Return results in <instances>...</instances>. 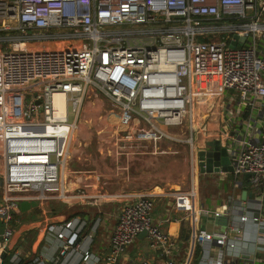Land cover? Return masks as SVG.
<instances>
[{
	"label": "built area",
	"instance_id": "obj_1",
	"mask_svg": "<svg viewBox=\"0 0 264 264\" xmlns=\"http://www.w3.org/2000/svg\"><path fill=\"white\" fill-rule=\"evenodd\" d=\"M235 36L247 40L232 49ZM214 72L224 92L259 108L264 0H0V219L6 225L0 264L11 248L9 224L19 202L89 204L85 188L78 196L66 188L86 99L102 92L116 105L107 117L116 130L99 134L118 158L133 156L149 143L184 142L170 130L198 129L195 107L203 95L197 81ZM60 92L67 96L65 114L55 109ZM239 138L232 174L250 176L245 200L229 197L225 211L197 209L194 190L174 194L175 210L195 216L204 264H264V132L260 142ZM153 209L149 196L127 201L105 256L92 251L100 220L88 233L81 218L50 225L60 249L51 260L44 254L31 263L120 264L146 232L141 264H150L149 252L178 264V244L154 222ZM202 216L216 224L226 217V229L208 232Z\"/></svg>",
	"mask_w": 264,
	"mask_h": 264
},
{
	"label": "crops",
	"instance_id": "obj_2",
	"mask_svg": "<svg viewBox=\"0 0 264 264\" xmlns=\"http://www.w3.org/2000/svg\"><path fill=\"white\" fill-rule=\"evenodd\" d=\"M199 88L203 96L197 101L195 112L201 119H206L199 123L197 118L200 124L196 126L198 129L186 130L189 131V137L194 140L192 146L186 142L163 141L157 145L149 143L136 155L118 158L116 149L99 134L101 130H79L74 157L70 161L66 188L77 196L85 188L89 204H83L76 198L68 202L24 201L12 215L9 224L14 229L10 248L13 256L17 255L21 264L34 262L44 254L51 260L58 253L60 243L56 234L49 231V226L61 225L73 218L86 220L88 225H94L100 220L97 232L93 234L92 251L105 256L121 209L127 201L144 195L153 199L154 222L162 223L163 229L178 244L175 260L178 264H194L198 247L195 245L198 224L194 220L195 216H188L175 210L174 194L178 191L194 190L195 208L211 209L205 207L199 197L200 178H211L212 184L219 185L221 191L222 187L227 191L230 185L235 190L240 189L241 192L236 199H242L243 192L250 191L243 183L236 182L237 178L232 173L201 174L196 159L197 149L203 148L207 141L225 138L232 132H239V139L249 138L250 141L260 142L261 134L264 132V101L258 103L257 110L246 106L237 93L222 90L217 76L215 81L210 82L209 79ZM96 97L87 104L107 107L105 99L98 94ZM102 118L103 115L100 114V120ZM106 121L105 123L100 121L103 125L107 124L106 130L112 127V124L114 128L115 121L110 120L111 124ZM170 131L180 135L179 130ZM95 139L98 142L97 150L93 149ZM226 177L228 182L225 181ZM244 180L247 181L245 177ZM1 184L0 174V189ZM229 197L231 196L224 200L219 198V204L213 209L228 207ZM95 199L97 204L92 205V200ZM204 219L207 221L206 217ZM3 232L2 229L0 242ZM144 247L145 241L140 239L127 251L120 264H141L139 257L144 254ZM14 257L9 264H15L17 259ZM145 258L150 264H165L164 259L158 254L149 252ZM198 262L204 264L202 255Z\"/></svg>",
	"mask_w": 264,
	"mask_h": 264
},
{
	"label": "rangeland",
	"instance_id": "obj_3",
	"mask_svg": "<svg viewBox=\"0 0 264 264\" xmlns=\"http://www.w3.org/2000/svg\"><path fill=\"white\" fill-rule=\"evenodd\" d=\"M217 76V75H216ZM218 78V77H217ZM219 93V92H216ZM98 96H100L102 99H105L107 102V107L102 108L101 106L97 105V104H93V103H89L87 104L89 101H94L96 98L92 97L91 99H86L84 104H83V112H82V124L80 127V130H106L105 125H103L102 123H105V121L107 120L106 117L109 118V111L111 108L117 109L116 105L110 101L109 98H107L102 92H98L97 93ZM100 114L103 115L102 120H100ZM204 116V115H203ZM69 117H70V121L74 122L76 119V114L73 111V105L72 103H70L69 105ZM202 117V115H201ZM200 116L198 117L199 123L203 122L204 119H199ZM102 123H101V122ZM109 121V120H108ZM106 121V122H108ZM111 122V121H110ZM112 123V122H111ZM110 123V124H111ZM100 125V127H98ZM200 126V124H198ZM112 127H109L107 130H113V124L111 125ZM184 130V133L179 135V137H182L181 139L186 142L187 144H189L187 142V140L190 138L189 137V131ZM184 136V137H183ZM93 149L97 150V146H98V142L95 139L93 141ZM190 145V144H189ZM211 175V174H210ZM226 182H228L227 177L225 178ZM236 182L239 183H243L245 187L250 188V184L248 181L244 180V176H240L237 178ZM200 185H199V197L201 199V202L204 203L205 207H210L211 209L217 207V205L219 204V198H222L223 200L226 199L228 196H232L235 195V198L239 197L240 194V189H234V187L232 185L229 186L227 191H224L223 187H222V191H221V187H219V185H213L212 184V179L211 178H200ZM220 188V189H219ZM221 192H220V191ZM233 191H235L233 193ZM214 195V197L212 196ZM0 196H1V189H0ZM24 203V201L19 202L18 207L21 206ZM223 211H225L227 209V206H222ZM205 217H203V224H202V228H205L208 232H222L226 229L227 226V218L226 217H221L220 221L218 224L215 223V220L212 216L207 217V221H205L204 219ZM4 226H5V222L3 220L0 219V232L2 231V229L4 230ZM13 252L10 249L9 250V254L8 256H6L5 258V264H9L12 259H13Z\"/></svg>",
	"mask_w": 264,
	"mask_h": 264
},
{
	"label": "water",
	"instance_id": "obj_4",
	"mask_svg": "<svg viewBox=\"0 0 264 264\" xmlns=\"http://www.w3.org/2000/svg\"><path fill=\"white\" fill-rule=\"evenodd\" d=\"M246 40L245 37L235 36L234 40L231 41L230 47L233 49L238 46H243L246 43ZM238 137L239 132H232L225 138L207 141L203 148H198L196 151V159L200 173L211 175L218 173H233V145H235V139ZM249 178V175L245 176L246 180ZM246 196L247 192L244 191L242 199L245 200ZM249 197H251L250 194ZM145 236L146 232H143L139 236V239H143ZM15 264H21V260L17 259Z\"/></svg>",
	"mask_w": 264,
	"mask_h": 264
},
{
	"label": "bare ground",
	"instance_id": "obj_5",
	"mask_svg": "<svg viewBox=\"0 0 264 264\" xmlns=\"http://www.w3.org/2000/svg\"><path fill=\"white\" fill-rule=\"evenodd\" d=\"M209 79L210 82L216 80L215 72L213 73V75H206L200 77L197 81V86L201 87L202 85H205ZM66 97V94L63 92L56 93L54 95L55 109L60 114H65L67 112ZM195 124L198 125V120L195 121Z\"/></svg>",
	"mask_w": 264,
	"mask_h": 264
},
{
	"label": "trees",
	"instance_id": "obj_6",
	"mask_svg": "<svg viewBox=\"0 0 264 264\" xmlns=\"http://www.w3.org/2000/svg\"><path fill=\"white\" fill-rule=\"evenodd\" d=\"M14 214V213H13ZM93 225H88L87 228H86V233H88L90 231V228L92 227ZM202 249L201 247H197V250H196V254H195V260H194V264H198V258L201 257L202 255ZM31 263V262H30Z\"/></svg>",
	"mask_w": 264,
	"mask_h": 264
}]
</instances>
